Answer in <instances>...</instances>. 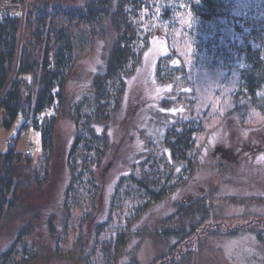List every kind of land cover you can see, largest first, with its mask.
Listing matches in <instances>:
<instances>
[{"label": "rangeland", "instance_id": "374dc122", "mask_svg": "<svg viewBox=\"0 0 264 264\" xmlns=\"http://www.w3.org/2000/svg\"><path fill=\"white\" fill-rule=\"evenodd\" d=\"M28 1L29 5L43 1L74 6L83 0ZM226 3V15L211 21L194 16L185 0H147L146 6L136 9L138 41L135 56L120 74L123 89L118 106L105 123L96 125L108 134L106 154L95 168L99 209L93 223L87 218L80 224V211L74 209L76 216L64 228L62 200L71 177L67 154L75 133L70 105L90 93L93 77L105 69L114 36L108 18L89 27L72 28L74 60L64 84L63 107L46 110L58 116L52 148L48 154L41 151L40 132L35 128L29 129V135H21L18 148L30 141L35 144L34 152L28 162L17 165L15 206L5 210L0 219V252L22 226L28 225L30 234L23 241L34 248L29 255L33 250L36 255L20 264H83L92 246L94 224L109 207L119 175H139L143 170L139 162L146 152L165 151L160 140L168 122L195 117L201 120L202 131L191 151L195 161L191 175L133 223L130 233L135 232L121 249L116 264L131 257L138 264H150L164 253L174 239L165 243L154 232L159 219L202 193L218 198L216 214L194 241L180 244L182 251L189 252L178 264H264V243L241 230L232 236L225 234L239 223L250 221L251 226V218L264 216V113L250 106L239 86L243 43L251 26L264 27V0ZM126 8L131 16L133 8ZM170 50L183 61L184 72L173 75L162 68L163 80L155 74V67L159 59L167 62L164 57ZM260 94L264 95V88ZM22 119L18 115L9 129L0 123V151L7 146L5 140L15 135ZM49 223L61 236L58 249L80 250L76 253L78 260L60 255ZM77 236L78 245L74 247ZM20 257L18 250L8 264ZM100 258L96 254L89 260L102 264Z\"/></svg>", "mask_w": 264, "mask_h": 264}, {"label": "trees", "instance_id": "16d2710c", "mask_svg": "<svg viewBox=\"0 0 264 264\" xmlns=\"http://www.w3.org/2000/svg\"><path fill=\"white\" fill-rule=\"evenodd\" d=\"M185 1L194 16L203 21L223 17L228 8L227 0ZM146 2L83 0L80 5L63 6L44 4L43 1L31 2L29 5L28 1L23 20L14 13L0 16V90L6 87L0 102V123L9 129L18 115L23 118L13 136V142L0 151V219L5 210L15 206L17 165L28 162L32 155H23L18 148L22 131L27 127L26 119L31 118L32 128L40 132L41 151L48 154L52 148L58 116L55 112L48 114L46 110L63 107L64 84L72 71L74 60L75 34L72 28L89 27L108 18L114 36L107 52L105 69L93 77L90 93L70 105L75 133L67 154L71 177L62 200L64 228L76 216L73 215L74 209L80 211L79 224L87 218L89 223L94 222V214L99 209V184L95 168L103 160L108 146L107 132L98 130L96 125L105 123L118 106L123 89L120 74L135 56L138 41V30L134 23L136 9L143 4L146 6ZM126 7L133 8L131 16V10ZM166 14L169 15V11ZM243 44L241 53L244 66L240 71L239 86L250 106L264 113V95L260 94L264 88V27L256 29L251 26ZM164 58L168 63L161 59L156 63L157 76L163 74L162 68H168L169 74L173 75L184 72L183 61L176 52L170 50ZM161 78L165 79L163 75ZM201 131L200 119L177 117L173 122H168L162 131L160 141L165 151L146 152L139 162L143 168L139 175L132 172L119 175L113 186L109 207L94 224L92 246L82 259L83 264H91L89 259L96 254H100L98 262L102 264L117 263L121 249L130 234L135 232L132 230L130 233L133 223L153 204L184 184L191 175L195 167L191 151ZM216 199L202 193L180 203L162 216L154 232L165 243L172 238L174 242L150 264H178L184 260L189 249L182 251L180 244L194 241L201 229L209 226L211 216L216 214ZM249 223H239L225 234L232 236L241 230L251 233L255 241L264 243V216L251 218V226ZM49 225L51 235L56 236V247L60 255L78 260L77 249H58L61 236L55 234L52 223ZM29 234L30 227L22 226L16 237L0 252V264H8L18 250L21 257L11 264L30 261L31 256L36 255V250L29 255V250L34 248L23 241V237ZM78 237L74 247L78 245ZM123 264L138 262L131 257Z\"/></svg>", "mask_w": 264, "mask_h": 264}, {"label": "built area", "instance_id": "2783aa9c", "mask_svg": "<svg viewBox=\"0 0 264 264\" xmlns=\"http://www.w3.org/2000/svg\"><path fill=\"white\" fill-rule=\"evenodd\" d=\"M27 2L28 0H22L19 2H15L13 0H0V16L5 15L7 13H14L21 17L23 20L26 8H27ZM51 64H49V67ZM6 88V87H5ZM5 88L0 90V102L2 99V96L4 94ZM26 128L23 129L22 134H28L29 135V129L33 127V120L31 118H28L25 120ZM13 142V137H8L5 140V144L9 145ZM35 144L33 142L28 141L27 144H24V147L22 148L23 155H29L32 154L34 151Z\"/></svg>", "mask_w": 264, "mask_h": 264}]
</instances>
